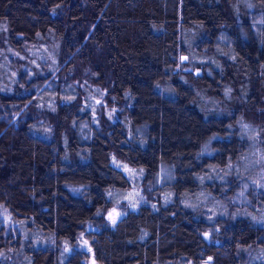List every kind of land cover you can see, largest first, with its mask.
Wrapping results in <instances>:
<instances>
[{
  "label": "trees",
  "instance_id": "trees-1",
  "mask_svg": "<svg viewBox=\"0 0 264 264\" xmlns=\"http://www.w3.org/2000/svg\"><path fill=\"white\" fill-rule=\"evenodd\" d=\"M223 33L232 43L219 40ZM204 35L213 40L200 52L209 61L197 64L200 78L185 79L176 70L180 45L192 52ZM42 42L58 57L57 106H39L37 95L51 72L36 69L27 80L16 64L20 97L0 91V209L22 236L0 227L8 255L0 264H87L79 242L89 223L100 226L86 234L100 264H264V218H253L264 213V188L250 184L253 202L237 204L244 188L234 169L230 188L204 178L242 161L250 143L242 120L264 136V0H0V44ZM84 82L108 90L99 122L83 106ZM66 87L74 99L63 100ZM218 103L226 113L208 111ZM115 105L128 106L117 122L106 111ZM114 155L145 168L146 179L171 167L173 180L155 192L173 199L110 224L105 214L118 199L109 192L131 185ZM203 191L223 210L187 203Z\"/></svg>",
  "mask_w": 264,
  "mask_h": 264
},
{
  "label": "rangeland",
  "instance_id": "rangeland-1",
  "mask_svg": "<svg viewBox=\"0 0 264 264\" xmlns=\"http://www.w3.org/2000/svg\"><path fill=\"white\" fill-rule=\"evenodd\" d=\"M181 35V40H183V30ZM219 40H222V42L224 40H227L229 41V43H232L231 36L226 33L221 34ZM208 42L213 43V40H211L210 38L207 39L206 35H204V37H202L198 41L195 50H192V52L190 50L187 51V49H184L182 47L183 44L180 45L181 50L176 70L181 72V76L183 78H188L187 75H190V73L192 74V77L194 75L195 78H200V76L202 75V70L197 67V64L200 62L204 63L205 61H209L207 55L204 56L200 53H203L204 50L210 49V45H208ZM24 45L25 47H23L22 49H19L15 45H9L8 48L5 49L0 44V91L9 94L17 93V91L14 92V86L19 80V69L16 68V64H20L22 67L21 69L27 73V80H30L31 77L36 74V69H39L45 75H48L49 72H51L52 75L47 76L46 79L41 83L42 86L39 88L37 95L40 93L39 106L54 108L55 106H57L55 100L57 98V91H55L54 89L52 80H59V78L62 76L60 75V68L57 62L58 57L55 53V49L47 42H42L38 44L24 43ZM202 45H204L205 47L201 48ZM185 57L186 61H184ZM20 60L21 63H18V61ZM210 61L215 62L214 59H211ZM4 79H6V81ZM29 83H31V81ZM81 86L86 91V94L83 95V106H85V109L90 112V114L94 118H98L99 122L100 107L107 106L110 104L109 100H107L106 98L108 90L94 83L84 82V84H82ZM21 87L22 91H25L28 94V92L30 91L27 90L28 87L26 88L24 84H21ZM68 90L69 89L66 87L62 93L63 95L61 94L64 98V101L74 99ZM71 90L74 91V88L72 87ZM162 90L164 91L165 88H162ZM17 95L20 97V93H17ZM17 102L18 101H16V103ZM25 102L26 104H29L30 99H26ZM206 102H209V100L206 99ZM1 105L2 102L0 100V130L2 129V121L5 120V112L3 111V109H1ZM215 105L216 106H210L208 108V111L210 113L215 111L218 114L226 113V108L223 105H221L220 103ZM127 107L128 106L118 107L116 105L108 106L106 108V111L108 115L112 118V120L117 122L119 119L122 118L121 115H119V111ZM227 111L230 112L228 108ZM20 113V111L16 112V114H14V118H17ZM12 119L13 118L6 119V121L10 122ZM96 121L97 120L95 119V122ZM20 124L18 125V127L20 126ZM239 126L242 132L250 138L248 149L242 156V161L230 163V165L226 167V173H223L224 170L220 168H212L210 174L205 175L204 177L206 180L217 178L218 181L222 180L228 182L226 184H229L228 187L230 188L231 184L229 183V181L235 170V173L239 176V179L241 180V184H243V188L246 189H243L241 193H238L235 196L234 199L237 204L242 203V201L246 198H248L249 202H253L252 198L255 196V194L259 193V190L264 188V136H262V134L258 131L257 127H255L253 123L248 122L246 120H242L239 123ZM129 136L132 137V133ZM113 163L125 172L131 182V185L129 188L120 190L113 189L109 192V194L114 200L118 199L116 200L117 203L110 207L105 214L110 224L116 225L130 211L139 209V207H141L144 203L148 201H153L152 203L158 207V202L160 200L170 201L175 196V193H173L172 190V192L164 191L162 195L160 194V196L155 192L158 186L163 185L164 182H171L174 178V172L168 165L161 167L160 171H162L163 174L160 173L155 175L154 173H152L150 178L146 179L145 176L147 175V170L143 167L140 168L133 166L127 161L120 159L116 155L113 156ZM250 184H253L256 187V193L253 192V195H248V193L250 194L249 190L253 187L249 186ZM243 192L244 194H242ZM223 194L229 195L228 190L224 191ZM211 196L212 195L210 193L203 191L202 193H199L197 195V198H195V200H193L192 198L188 199L187 203H195V201L197 200L201 205H206L208 213H210V215H214L220 210H223L222 207L224 208V206L221 201L216 200V198L211 200ZM227 199H229V197ZM263 214L262 217L258 216V214H255L253 215V218L257 219L256 221L260 222V220H263L262 218H264ZM5 223H7L6 226L8 225L6 234L13 233L17 236V239L20 240L22 237L20 235V228L18 227V225L13 224L11 222L10 211L6 207H3L0 209V227H3ZM99 229L100 226L97 223H89L86 226V229L80 235L79 245L84 251L87 252V264H100L93 254L91 242L86 235L88 231H96ZM61 247L65 249V252L67 254L71 253L74 249L73 246L68 244L61 245ZM5 256L8 257L7 254L0 253V259H5ZM66 259L67 258H65L64 260ZM188 264L194 263L190 262Z\"/></svg>",
  "mask_w": 264,
  "mask_h": 264
},
{
  "label": "water",
  "instance_id": "water-1",
  "mask_svg": "<svg viewBox=\"0 0 264 264\" xmlns=\"http://www.w3.org/2000/svg\"><path fill=\"white\" fill-rule=\"evenodd\" d=\"M184 61H186V57L184 58ZM205 235H206L207 238H210V234L209 233H206ZM212 260H213L212 257L208 258V261H212Z\"/></svg>",
  "mask_w": 264,
  "mask_h": 264
},
{
  "label": "snow or ice",
  "instance_id": "snow-or-ice-1",
  "mask_svg": "<svg viewBox=\"0 0 264 264\" xmlns=\"http://www.w3.org/2000/svg\"><path fill=\"white\" fill-rule=\"evenodd\" d=\"M110 216H111V214H110Z\"/></svg>",
  "mask_w": 264,
  "mask_h": 264
}]
</instances>
